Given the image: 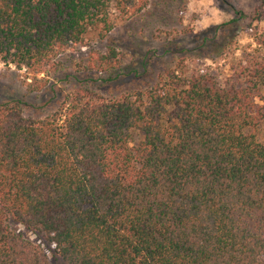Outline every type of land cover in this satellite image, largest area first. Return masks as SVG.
Segmentation results:
<instances>
[{"label":"trees","instance_id":"trees-1","mask_svg":"<svg viewBox=\"0 0 264 264\" xmlns=\"http://www.w3.org/2000/svg\"><path fill=\"white\" fill-rule=\"evenodd\" d=\"M149 6L0 0V64L25 70L42 91L89 32L103 40L114 14L127 21ZM262 8L235 12L193 50L177 47L174 67L147 89L108 98L76 79L39 119L24 117L21 101L0 104V264H50L12 223L67 264H264V144L252 132L263 119L264 60L220 84L184 57L210 59L247 20L264 22ZM113 58L95 54L91 64L114 71Z\"/></svg>","mask_w":264,"mask_h":264},{"label":"rangeland","instance_id":"rangeland-1","mask_svg":"<svg viewBox=\"0 0 264 264\" xmlns=\"http://www.w3.org/2000/svg\"><path fill=\"white\" fill-rule=\"evenodd\" d=\"M263 1L150 0V6L130 20L123 21L114 14V30L103 40L89 32L84 46L69 50L58 59L59 70L42 91H32L37 85L32 83V76L25 70L0 64V104L21 101L24 117L39 119L55 111L65 93L77 84L76 79L97 81L90 84L108 98L147 89L154 85L160 71L174 67L170 52L179 46L195 49L196 37L234 19L237 11L254 15L257 9L262 8ZM242 28L238 34H231L233 40H224L222 47L217 51L213 49L211 60L197 50L196 53H187L184 57L191 56L188 70L209 69L219 83L224 84L231 83L242 70H250L256 59L264 60V22L250 19ZM225 45H230V49L226 50ZM95 54L113 56L111 63H120L119 68L114 71L111 68L97 70L91 64ZM105 79L111 81L104 82ZM256 103L263 119L252 132L264 144V83ZM141 140L140 133H133L130 147L136 148ZM11 227L39 245L50 264H67L36 233L13 223Z\"/></svg>","mask_w":264,"mask_h":264}]
</instances>
